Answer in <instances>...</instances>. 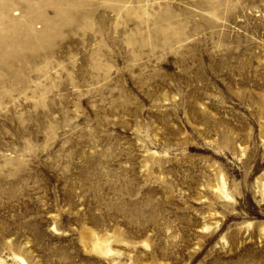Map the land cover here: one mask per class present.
Segmentation results:
<instances>
[{
    "label": "rangeland",
    "instance_id": "obj_1",
    "mask_svg": "<svg viewBox=\"0 0 264 264\" xmlns=\"http://www.w3.org/2000/svg\"><path fill=\"white\" fill-rule=\"evenodd\" d=\"M0 264H264V0H0Z\"/></svg>",
    "mask_w": 264,
    "mask_h": 264
},
{
    "label": "bare ground",
    "instance_id": "obj_2",
    "mask_svg": "<svg viewBox=\"0 0 264 264\" xmlns=\"http://www.w3.org/2000/svg\"><path fill=\"white\" fill-rule=\"evenodd\" d=\"M13 37V36H12ZM15 45V44H14ZM6 55V54H5ZM103 246V245H102Z\"/></svg>",
    "mask_w": 264,
    "mask_h": 264
}]
</instances>
